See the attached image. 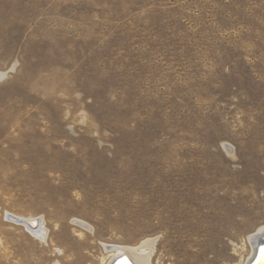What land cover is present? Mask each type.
<instances>
[{
    "label": "rangeland",
    "instance_id": "374dc122",
    "mask_svg": "<svg viewBox=\"0 0 264 264\" xmlns=\"http://www.w3.org/2000/svg\"><path fill=\"white\" fill-rule=\"evenodd\" d=\"M261 227L264 0H0V264H243Z\"/></svg>",
    "mask_w": 264,
    "mask_h": 264
},
{
    "label": "bare ground",
    "instance_id": "6f19581e",
    "mask_svg": "<svg viewBox=\"0 0 264 264\" xmlns=\"http://www.w3.org/2000/svg\"><path fill=\"white\" fill-rule=\"evenodd\" d=\"M13 218L18 222V219H17L19 218L18 216H13ZM28 219L32 220L30 221V225H27L25 223L23 224H25L30 229V231H32L33 233L44 237L46 234V230L43 227L42 222L38 220L34 221L33 218H28ZM82 224L84 226H87L86 223H82ZM248 240H249L248 242L250 243V247H251V253L243 264L250 263L251 260L255 256L258 245L264 243V228L261 227L258 230H256L255 233L248 236ZM154 243H155V238H147L143 240L139 245H136V246L112 247L109 245H105L104 247L106 249H108L109 247L114 248V250H112L113 253H112L109 264H112V261L120 256H123L129 259V261L132 264H151V256H152L153 249H154ZM259 263L264 264V257H262L259 260ZM118 264H130V263L127 262V260L125 259H121L118 261Z\"/></svg>",
    "mask_w": 264,
    "mask_h": 264
},
{
    "label": "water",
    "instance_id": "95a60500",
    "mask_svg": "<svg viewBox=\"0 0 264 264\" xmlns=\"http://www.w3.org/2000/svg\"><path fill=\"white\" fill-rule=\"evenodd\" d=\"M12 218H13V216H12ZM17 219H18V222H22V223H25V224H27V225H30V221H32V220H30V219H27V218H21V217H19V218H17ZM34 221H36V219H34ZM262 257H264V243L258 245V247H257V249H256V253H255L254 258H253V259L251 260V262L248 263V264H260V263H259V260H260ZM121 259H125V260H127V262H129L130 264H132V263L129 261V259H127V258H125V257H123V256H120V257L114 259V260L112 261V264H118V261L121 260Z\"/></svg>",
    "mask_w": 264,
    "mask_h": 264
}]
</instances>
